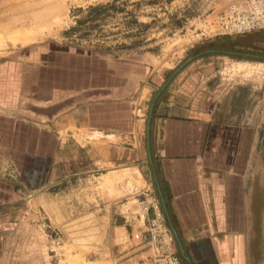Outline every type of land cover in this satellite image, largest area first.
<instances>
[{
	"label": "crops",
	"instance_id": "0c3cea01",
	"mask_svg": "<svg viewBox=\"0 0 264 264\" xmlns=\"http://www.w3.org/2000/svg\"><path fill=\"white\" fill-rule=\"evenodd\" d=\"M195 46L168 66L148 53L122 57L116 72L108 60L37 63L48 69L38 94L0 105V217L100 174L105 194L137 185L181 252L176 231L186 264H264V28ZM13 230H0V262Z\"/></svg>",
	"mask_w": 264,
	"mask_h": 264
},
{
	"label": "rangeland",
	"instance_id": "374dc122",
	"mask_svg": "<svg viewBox=\"0 0 264 264\" xmlns=\"http://www.w3.org/2000/svg\"><path fill=\"white\" fill-rule=\"evenodd\" d=\"M242 1L215 8L207 7L211 0H0V105L10 100L18 106L29 101L27 94H38V73L48 72L37 64L43 61L73 60L76 66L94 63L101 68L108 60L110 72L117 71L119 58L145 59L147 53L163 66L182 61L197 42L217 36V14ZM203 22L207 32L201 34L197 28ZM247 67L239 75L255 70ZM97 175L51 192L49 198L25 200L11 216L2 213L0 230H14L4 242L0 264H159V244L145 238L157 213L145 203L147 196L134 193L133 182L123 185L125 192L105 194ZM128 210L136 219L121 218ZM121 219L127 231L116 240L114 226ZM121 243L127 246L122 244L123 249ZM169 243L179 264H186L176 242ZM140 244H146L140 249L145 254L127 252Z\"/></svg>",
	"mask_w": 264,
	"mask_h": 264
},
{
	"label": "built area",
	"instance_id": "2783aa9c",
	"mask_svg": "<svg viewBox=\"0 0 264 264\" xmlns=\"http://www.w3.org/2000/svg\"><path fill=\"white\" fill-rule=\"evenodd\" d=\"M219 29L215 34H238L249 32L258 28H264V0H243L242 3H233L225 12L217 14ZM194 21H198L197 17ZM201 25V24H200ZM207 26L203 22L197 30L203 34L207 32ZM148 206V205H147ZM160 213H156L150 221V230L145 236L146 240L156 241L160 247L159 264H179L177 256L170 249L171 236L168 231L162 227V218ZM135 238H140L135 234Z\"/></svg>",
	"mask_w": 264,
	"mask_h": 264
},
{
	"label": "water",
	"instance_id": "95a60500",
	"mask_svg": "<svg viewBox=\"0 0 264 264\" xmlns=\"http://www.w3.org/2000/svg\"><path fill=\"white\" fill-rule=\"evenodd\" d=\"M173 231H174V234H175V236H176V238H177V242H178L179 248H180V250H181V254H182V256H183L184 258H186V260H188L187 255H186V253L184 252L183 246H182V244H181V242H180V240H179V238H178V236H177L176 231H175L174 229H173Z\"/></svg>",
	"mask_w": 264,
	"mask_h": 264
}]
</instances>
